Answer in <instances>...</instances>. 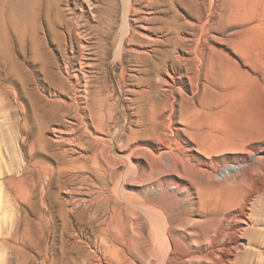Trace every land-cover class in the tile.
<instances>
[{"label": "rangeland", "instance_id": "374dc122", "mask_svg": "<svg viewBox=\"0 0 264 264\" xmlns=\"http://www.w3.org/2000/svg\"><path fill=\"white\" fill-rule=\"evenodd\" d=\"M5 1L0 0V9ZM82 1L64 0L62 6L70 4L79 16L80 7L88 9ZM133 2L130 24L139 41L125 45L123 60L115 66L124 4L115 0L116 13L110 16L107 9L112 6L100 2L102 16L113 21V26L101 27L108 50L102 84H97L96 90L102 95L113 94L109 103L114 110L104 118L99 131L90 126L81 134L78 150L96 156L102 164L95 165L88 158L91 171L82 173L95 182H99L98 175H107L108 188L102 194L107 200L101 205L88 203V194L79 190L81 171L67 172L59 178L49 170L40 177V169L34 165L38 163L36 158L46 167L58 166L50 158L56 148L54 130L50 127L43 131L49 144L41 150L30 91L36 92L38 87L28 81L24 89L20 80H10L0 31V264H84V253L96 254L90 242L105 237L110 250H115L113 256L127 260L123 264H161L158 260L167 248L158 239L157 222L170 223L172 254L168 264H183L181 258L189 247L205 243L196 235L203 222L235 224L230 231L238 232V236L227 235L221 242L223 248H231L241 238L237 228L245 227L244 220L252 224L250 234L244 236L246 245L239 260L242 264H264V0ZM86 17L92 25H99L89 13ZM143 32L151 42L147 36H140ZM152 32L164 41L154 43ZM177 32L187 38L180 47L184 54H200V87L193 93L189 82L183 86L187 121L180 117L182 97L176 95L174 122L155 127L150 109L136 114L125 98L134 94L132 89H140L133 58L140 44L151 50L153 46L173 48L166 39L176 37ZM54 38L50 37L49 45L59 55ZM27 64L42 83L40 65L32 61ZM171 129L177 132L173 142L163 143L158 136ZM134 131L138 134L131 139ZM92 135H103L102 142ZM32 145L40 148L38 157ZM98 149H103L106 157L99 155ZM216 253L225 255L228 251ZM95 259L93 263L98 264Z\"/></svg>", "mask_w": 264, "mask_h": 264}, {"label": "bare ground", "instance_id": "6f19581e", "mask_svg": "<svg viewBox=\"0 0 264 264\" xmlns=\"http://www.w3.org/2000/svg\"><path fill=\"white\" fill-rule=\"evenodd\" d=\"M83 1L88 4V9L86 10L80 7L79 16L74 11L75 8H71L70 4H66L68 9L62 6L64 0H6L4 7L0 9V16L2 12L4 14L3 26L0 27L3 31L2 29H0V31L2 32V39L6 44L3 55L6 57L8 63L10 80L12 82L17 79L20 80L24 89L28 86L27 82L30 81L31 85L38 87L42 92H39L38 89L36 92L35 90H30L33 97V106L36 110L34 112H37L35 114V122L38 124V139L41 143V146L39 145L41 150L45 149L49 144V140L43 131L50 127L54 130L53 141L56 148L52 150L53 152L51 151L50 158L52 157V159L57 162L58 166L55 169L46 167L40 159L36 158L35 160L38 161V163L34 165H38L37 167L40 169L38 171L41 178L44 177L43 174L45 172L47 173L49 170L56 172L59 178L67 172H75L76 170L79 172L81 171V173L83 172L82 170L88 172V169H90L91 171V165H89V162L87 163V159L89 158L92 160L95 165H97L99 161H97L96 156L91 157L78 150V146H80L81 143V134L89 130L88 128L90 126L93 127L95 131H99L104 124V118L107 114H112L114 110V106L109 103L111 98H113V94L110 92L111 94L102 95L103 92L101 93V90H96L97 84L101 83L100 77L102 76L101 74L104 69L108 50V42L102 30V24L108 25L111 29L113 21L109 18L106 20L104 16H102L103 10L100 7L101 0ZM104 2L112 6L107 9L110 11V16H113V13L115 15V0H104ZM123 4V27L118 37L119 47L113 59L114 66L120 64L123 60V56L126 53L125 45L129 43L128 45L130 46L134 42L139 41L136 29H133L130 24V15L132 10L135 9V4L133 0H123ZM153 4L155 5V1L152 2V5ZM66 11H68V13ZM137 12L139 13V11ZM86 13H89L92 19L98 22L99 25H92L90 19H87ZM141 28L146 30L143 26ZM63 30L67 32L68 37H65ZM179 33L177 32L176 37L165 38L170 45H173V48L162 50L153 46L151 50L140 44V48L136 50L135 57L133 58L136 64L134 70L140 75V77L136 76L139 81L138 85H140V89H132L131 91H133L134 94L128 97L125 95V98L131 101L132 109H134L136 114H144L150 109L152 112V124L155 125V127H158V124L166 127L169 126L168 121H170V123L174 122V115H176L177 111L175 101L176 95H181L182 97V102L179 104V106H181L180 117L183 121H187L188 115L185 110L183 86L186 82H189L193 93H196L200 87V54L195 52L196 49H194L195 53L193 56L186 55L188 52L184 54V51H182L180 47L183 46V40L185 43L187 38L181 37ZM153 35L154 33L152 32L151 40L154 41V43L158 44L164 41L163 38L159 36L154 37ZM52 36L58 41L59 55L50 48L49 40ZM140 36L147 38L148 33L146 34V32H143ZM193 37L195 36L193 35ZM147 39H149V37ZM115 40H117V38ZM149 42H151L150 39L148 43ZM28 52L31 53V58H28ZM29 59H31L33 63L40 65L41 70L39 71H41V75H43L42 83L36 80L35 71L27 64L31 62ZM162 74H166L167 78L162 77ZM124 75L125 73L122 71V76ZM40 86L42 88H39ZM23 128H27L26 124L23 125ZM33 133H35V131ZM176 133L177 132L171 129L169 132L162 131L158 137L163 143L171 144ZM137 134L136 131L132 132L130 138L136 139ZM93 136L95 135H92V137ZM102 138L103 135H96L94 137L95 140H101V142L103 140ZM95 144H98V142L96 141ZM75 146H77V148H75ZM38 149L40 148L36 145H32V150L34 154L36 153V156L40 154L38 153ZM97 152L99 155H102L103 149ZM95 154L96 153H94V155ZM105 155L103 154L102 156L106 157ZM100 163L101 162H99V164ZM100 165L96 168L98 173L102 171L99 168ZM94 177L96 178V176ZM97 178L99 182H95L92 177L86 173H82L78 176V179H80L79 190L82 192L85 191L84 193L88 194V203L92 205H101L107 200L106 197L103 196L105 190L108 188V182L106 180L107 175L104 177L98 175ZM90 194L92 195L89 196ZM156 220L157 219H155V222ZM169 224V222H157L160 234L158 236H161L162 240H160L159 237L158 239L161 241L162 247L167 248L165 251L166 254L160 255V260H158L159 258L157 259L161 264H168L171 260L172 242L170 240L172 239V235L168 230ZM187 224H190V222H187ZM243 224H245L243 228L237 226L241 238L233 247L223 248L221 242L224 240L225 236L230 234L238 236V232L232 233L230 231V229H235V224L233 226L232 222H203L202 226H200V231L196 232V235L203 237L205 243L203 245L201 243L200 245L189 247L188 252L181 258V262L183 264H242L240 262L241 260H239V255L245 248L246 242L244 236L250 234L251 230L249 226L252 222H250V220H244ZM157 226H154L155 229H157ZM118 235L115 237L118 238ZM115 237L113 239H115ZM96 240L97 241L90 242L96 249V254L84 253L85 260L83 261H86L84 264H94L92 261L94 258L99 261L98 264L127 263V260L122 261L118 256H113L115 255L113 253L115 250H110L107 245L109 240L106 237ZM217 250H227L228 253L225 254V257L223 254H217ZM107 254H110V257L106 256ZM75 264L79 263L75 262Z\"/></svg>", "mask_w": 264, "mask_h": 264}]
</instances>
